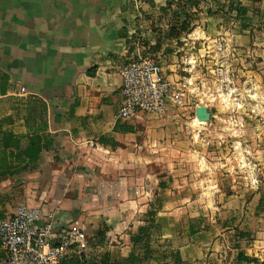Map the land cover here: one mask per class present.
Wrapping results in <instances>:
<instances>
[{
	"label": "crops",
	"instance_id": "0c3cea01",
	"mask_svg": "<svg viewBox=\"0 0 264 264\" xmlns=\"http://www.w3.org/2000/svg\"><path fill=\"white\" fill-rule=\"evenodd\" d=\"M143 44L183 91L198 82L181 74L251 72L252 58L264 60V0H0V220L45 206L56 232L84 230V259L61 264L137 253L136 264H264L248 222L259 203L253 211L245 193L204 198V178L190 173L200 168L182 139L197 98L171 97L162 118H116L118 68Z\"/></svg>",
	"mask_w": 264,
	"mask_h": 264
},
{
	"label": "rangeland",
	"instance_id": "374dc122",
	"mask_svg": "<svg viewBox=\"0 0 264 264\" xmlns=\"http://www.w3.org/2000/svg\"><path fill=\"white\" fill-rule=\"evenodd\" d=\"M215 61L219 63L224 59L220 56ZM263 61L258 56L252 58L251 72L245 73L222 72L211 67L203 68L196 74H181L189 79L195 75L198 87L189 92L177 89L165 77L173 84L172 99L197 98V107H205L207 113L204 120L199 119L197 113L189 114L194 119L190 117L188 125H185L186 138L182 139L193 153L188 162L197 163L200 168L195 170L192 167L190 173L197 172L198 176L204 178V186L196 189H203L204 198L209 199L217 192L226 195L245 193L253 211L259 203L257 217L248 222L251 223L252 234L264 244ZM178 148L179 152L174 156L179 162L180 155L185 158L183 143L178 144ZM207 202L213 203L212 200Z\"/></svg>",
	"mask_w": 264,
	"mask_h": 264
},
{
	"label": "built area",
	"instance_id": "2783aa9c",
	"mask_svg": "<svg viewBox=\"0 0 264 264\" xmlns=\"http://www.w3.org/2000/svg\"><path fill=\"white\" fill-rule=\"evenodd\" d=\"M118 72L123 79V102L117 119L136 118L141 113L156 118L166 115L173 84L156 57L138 54L122 63ZM55 225V211L47 212L45 206H18L0 220V264H61L89 249L90 239L84 230L67 226L56 232Z\"/></svg>",
	"mask_w": 264,
	"mask_h": 264
},
{
	"label": "trees",
	"instance_id": "16d2710c",
	"mask_svg": "<svg viewBox=\"0 0 264 264\" xmlns=\"http://www.w3.org/2000/svg\"><path fill=\"white\" fill-rule=\"evenodd\" d=\"M236 11H237V14L238 15H245L247 13L246 9L240 7V6H236ZM190 27V26H188ZM154 46H151L150 44H146L144 45L143 44V47L141 49L142 53L141 55L143 56H147V55H152V56H155L154 54L156 53L155 51H153V48ZM149 216V221L151 222L150 226L152 225L153 223V217H154V212H150L148 214ZM149 227H142L139 232L133 237V242L135 244H142V243H146L147 240H148V237H149ZM104 234L102 233H99V240L97 241V243H102L104 241V237H103ZM148 251V250H147ZM138 256V253L137 254H133L131 255V257L125 261V263H120V262H117L113 259H111L108 255H105L103 258H101L100 260L98 259H94V262L93 264H136L138 262V259L139 257ZM83 259H84V256H82ZM82 260H73V261H70L69 264H85L84 262H81ZM178 261V260H177ZM254 261V260H253Z\"/></svg>",
	"mask_w": 264,
	"mask_h": 264
},
{
	"label": "water",
	"instance_id": "95a60500",
	"mask_svg": "<svg viewBox=\"0 0 264 264\" xmlns=\"http://www.w3.org/2000/svg\"><path fill=\"white\" fill-rule=\"evenodd\" d=\"M197 116L199 119H203L205 118V116H207V113L205 111V107L201 106L197 108Z\"/></svg>",
	"mask_w": 264,
	"mask_h": 264
}]
</instances>
